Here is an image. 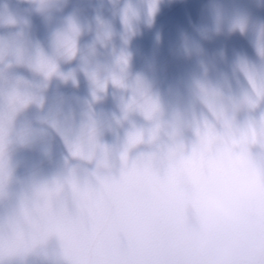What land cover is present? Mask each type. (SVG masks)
Segmentation results:
<instances>
[{
  "label": "clouds",
  "instance_id": "9594fccd",
  "mask_svg": "<svg viewBox=\"0 0 264 264\" xmlns=\"http://www.w3.org/2000/svg\"><path fill=\"white\" fill-rule=\"evenodd\" d=\"M0 264H264V0H0Z\"/></svg>",
  "mask_w": 264,
  "mask_h": 264
}]
</instances>
